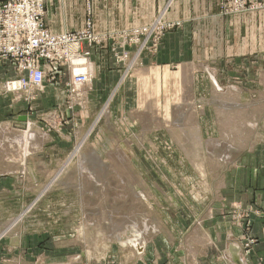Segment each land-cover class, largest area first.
<instances>
[{
	"label": "rangeland",
	"instance_id": "obj_1",
	"mask_svg": "<svg viewBox=\"0 0 264 264\" xmlns=\"http://www.w3.org/2000/svg\"><path fill=\"white\" fill-rule=\"evenodd\" d=\"M262 67L264 58V75ZM13 68L16 77L2 88L31 118L25 116L26 127H13L7 112L0 124V242L24 238L34 244L33 257L40 249L63 263L73 252L74 264H215L231 230L251 250L256 211L228 199L237 175L231 168L264 159V76L261 85L251 70L222 75L227 80L218 67L221 87L241 86L239 93L221 92L209 69L180 78L189 67H154L137 74V102L118 111L126 80L104 98L99 93L98 99H83L71 93L78 86L63 70L60 79L30 96L6 90L23 77ZM48 85L64 99L55 98L46 114H34V102ZM89 86L82 89L91 94ZM195 95L197 107L190 106ZM212 211L219 217L213 219ZM135 231L149 237L139 261L132 245L122 244Z\"/></svg>",
	"mask_w": 264,
	"mask_h": 264
},
{
	"label": "crops",
	"instance_id": "obj_2",
	"mask_svg": "<svg viewBox=\"0 0 264 264\" xmlns=\"http://www.w3.org/2000/svg\"><path fill=\"white\" fill-rule=\"evenodd\" d=\"M165 11L164 22L177 24L178 27L165 34L158 53L144 54L135 68L128 70L131 60L121 64L117 62L112 50L113 43L105 46L104 49L92 51L90 58L95 79L91 85L94 90L90 94L91 98L98 99L99 93L104 98L106 92L114 91L128 72L125 88L116 100L115 109L122 111L124 106L129 108L130 105L137 102V99L133 101L132 98L139 95V88L135 86L137 77L141 73H143L142 76H145L146 70L154 67H189L184 68L180 78L185 75L188 78L195 76L200 70L199 68L209 69L207 73L212 76L213 84L221 92L228 89L239 93L241 86L228 82L230 85L221 87L215 78L218 67H220L218 73L227 80L230 78L225 77L228 73L251 70L255 74V82L260 83L263 73H260L259 59L264 58L263 8L240 14L224 15L223 9H221V0H49L45 11V25L53 34L72 32L83 29L90 17L96 33L119 34L135 28H148ZM166 76L168 77L167 73ZM14 77H16V71L12 64L0 58V124L7 122L4 113L9 112L11 119L14 120L11 125L15 127L16 124V127L24 128L27 124L21 123L18 118L21 116L31 118V113H26L23 104L15 101L2 88L4 81ZM129 77L132 78L127 81ZM197 91L198 86L193 80L194 94ZM43 93L34 102V114H46L53 108L51 103L55 98L59 101L64 99V94L59 95L49 85ZM129 93L132 94V97L128 100ZM258 96H260L259 93ZM238 99V104L244 102L241 96H238ZM90 103L92 104L94 101L92 100ZM199 105L195 95V101H190V106L197 107ZM90 108L88 107L89 110ZM230 119L231 117L228 115V117L222 118V121ZM262 147L263 150L259 158L264 157L263 142ZM231 169L237 175L232 178L231 185H234L235 193L232 198L228 199V202H240L244 207H254L256 216L252 215L253 225L250 233L256 242L247 253L244 248L245 241L240 232L231 230L230 236L227 237L221 248L223 257L218 258L215 264H264V159L261 158L254 166L244 164ZM240 174H243V179L239 177ZM212 215L213 219L219 217V213L216 211H212ZM200 216L204 219L205 212L203 210ZM134 235L139 236L140 234L136 231L123 240L133 238ZM139 239L141 243V238L139 237ZM142 243V246L135 244L134 248L133 246L130 248L137 261L147 253V245L144 241ZM37 245L39 246V243ZM136 245L142 247L140 252ZM31 247H34L32 241L24 238L8 237L2 240L0 242V264H74L76 262L73 260L76 256L73 252H70L73 255L72 260L66 263L59 260L57 256L41 254L44 251L40 249L35 251L33 257ZM55 255L61 256V254Z\"/></svg>",
	"mask_w": 264,
	"mask_h": 264
},
{
	"label": "built area",
	"instance_id": "obj_3",
	"mask_svg": "<svg viewBox=\"0 0 264 264\" xmlns=\"http://www.w3.org/2000/svg\"><path fill=\"white\" fill-rule=\"evenodd\" d=\"M49 0H0V58L9 61L23 76L13 91L35 95L44 90L50 80L60 79L67 70L78 90H71L90 96L85 86H91L94 73L90 72L93 50L104 49L112 44L114 56L119 64L131 60L128 70L139 64L144 54L158 53L162 39L177 24L164 22L166 11L148 28H135L119 34H98L92 27V20L86 21L83 29L53 34L46 28L45 11ZM264 3L258 0H221L223 14H240L261 9ZM91 15V13H89ZM76 60H85L82 70H72ZM128 72L121 79L125 81ZM121 82V81H120ZM10 83L7 86L8 91ZM75 85V86H76ZM87 87L89 90L91 88ZM11 89V88H10Z\"/></svg>",
	"mask_w": 264,
	"mask_h": 264
},
{
	"label": "bare ground",
	"instance_id": "obj_4",
	"mask_svg": "<svg viewBox=\"0 0 264 264\" xmlns=\"http://www.w3.org/2000/svg\"><path fill=\"white\" fill-rule=\"evenodd\" d=\"M262 1V0H261ZM85 63V60H76L75 61V64L73 65V67H72V70H73V72L75 73L77 70H82L83 68H84V66H83V64ZM18 87V84L16 83V84H11L10 86H9V88H11L12 90H16V88ZM79 89V88H78ZM32 135V134H31ZM36 140V139H35ZM37 142V141H36ZM123 161V160H122ZM127 164V163H126ZM20 166V165H19ZM58 182V181H57ZM157 228V227H156ZM14 231V230H13ZM119 231H121V230H119ZM132 232V231H131ZM130 232V233H131ZM136 232V231H135ZM10 233V232H9ZM139 233V232H138ZM133 234V233H132ZM142 234H145V235H142ZM141 235H134L133 236V238H128V239H126L125 241H124V243H122V244H127V245H129V246H133V245H135V244H139L140 242H139V237L141 238V243L140 244H143L142 243V241L143 240H146V238L148 237V235H146V233L144 232V233H142ZM142 237H144V238H142ZM149 238V237H148ZM149 240V239H148ZM123 241V240H122ZM136 247H137V249H138V251L140 252L141 251V249H142V247H140L139 245H136Z\"/></svg>",
	"mask_w": 264,
	"mask_h": 264
},
{
	"label": "water",
	"instance_id": "obj_5",
	"mask_svg": "<svg viewBox=\"0 0 264 264\" xmlns=\"http://www.w3.org/2000/svg\"><path fill=\"white\" fill-rule=\"evenodd\" d=\"M18 120H19L21 123H24V124L28 121L27 118H26L25 116H21V117H19Z\"/></svg>",
	"mask_w": 264,
	"mask_h": 264
}]
</instances>
